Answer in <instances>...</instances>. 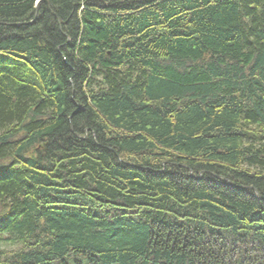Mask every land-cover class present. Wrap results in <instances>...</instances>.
<instances>
[{
	"label": "trees",
	"instance_id": "16d2710c",
	"mask_svg": "<svg viewBox=\"0 0 264 264\" xmlns=\"http://www.w3.org/2000/svg\"><path fill=\"white\" fill-rule=\"evenodd\" d=\"M0 0V264H264V0Z\"/></svg>",
	"mask_w": 264,
	"mask_h": 264
},
{
	"label": "water",
	"instance_id": "95a60500",
	"mask_svg": "<svg viewBox=\"0 0 264 264\" xmlns=\"http://www.w3.org/2000/svg\"><path fill=\"white\" fill-rule=\"evenodd\" d=\"M40 3H41V0H38V1L36 2V11H37L38 6H39Z\"/></svg>",
	"mask_w": 264,
	"mask_h": 264
}]
</instances>
